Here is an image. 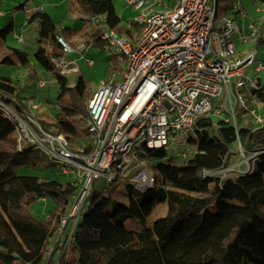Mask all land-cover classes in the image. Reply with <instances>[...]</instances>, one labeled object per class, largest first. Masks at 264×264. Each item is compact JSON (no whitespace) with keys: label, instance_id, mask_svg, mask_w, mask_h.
<instances>
[{"label":"trees","instance_id":"trees-1","mask_svg":"<svg viewBox=\"0 0 264 264\" xmlns=\"http://www.w3.org/2000/svg\"><path fill=\"white\" fill-rule=\"evenodd\" d=\"M27 1L21 5L25 10ZM235 1L218 0L217 14L219 11L227 14ZM258 1L264 5V0ZM78 2L87 20L96 26L94 31L89 30L91 44L103 46V25L130 37L139 30L138 24L132 28L122 24L113 0ZM32 8L27 22H38L39 47L35 56L44 67L54 71L59 84L61 112L54 124L71 144H85L76 143L83 133H90L88 128L80 131L72 119L76 115L86 118L87 101L94 91L89 89L83 76L71 84L68 75L55 68L50 58L63 53L57 36L71 41L73 32L69 27H59L43 8ZM99 15H105L106 19H93ZM13 28L14 22L9 19L1 29V38L5 39ZM262 34L259 28L258 42L261 43L264 42ZM44 40H50V56L41 45ZM14 51L22 64H28L25 52L16 48ZM11 61L9 56L2 59V62ZM257 84L258 88L241 89L247 107L240 108L235 121L227 117L214 119L212 115L198 119L190 137L192 155L182 159V163L159 164L157 168L162 176L159 187L155 185L141 192L126 182L127 204L113 192L92 189L88 197L91 207L83 209L74 227L71 255H63L60 262L76 256L74 264H264V152L254 158L248 170L234 171L238 172L234 176L214 174L236 164L240 159L236 150L240 146L247 152L264 150L263 124L254 125L251 121L242 124L243 121L237 120V115L243 120L249 112L254 116V99L264 104V85L260 78ZM0 92L9 97L18 112H26L27 105L11 77L0 78ZM17 140L16 121L0 109V264H42L47 259L51 237L72 207L79 184L20 174L21 167L29 162L36 165L42 159V152L31 142ZM147 153L158 158L168 155L163 148L148 149ZM43 197L52 198L55 208L40 218L31 214L30 206L35 199ZM163 202L167 203L168 213L154 220L152 226L142 230L125 226L128 216L145 224L156 205ZM211 204L215 205V212L208 211Z\"/></svg>","mask_w":264,"mask_h":264},{"label":"built area","instance_id":"built-area-1","mask_svg":"<svg viewBox=\"0 0 264 264\" xmlns=\"http://www.w3.org/2000/svg\"><path fill=\"white\" fill-rule=\"evenodd\" d=\"M125 1L137 11L136 18L126 26L132 28L138 24L139 30L130 37L115 28L102 27L103 47L118 60L125 59L126 68L121 79H117V72H111L88 100L85 121L93 135L89 149L86 144H71L54 123L44 125L29 112H18L9 97L0 92V109L16 121L18 141L34 144L63 174L73 176L76 183L83 179L74 205L51 237L54 244L47 247V259L42 264H50L53 252H60L61 256L67 252L95 178L104 175L108 181L127 179L141 192L154 187L157 176L146 161H141L148 149L163 148L167 152L172 149L173 158H189L193 151L191 133L200 117L212 114L213 98L223 100V109L235 121L237 105L247 107L241 89L259 87V77L251 78L247 71L256 62V50L239 53L234 39L236 34L241 43H247L258 37L254 21L239 22L238 12L242 13L243 20L246 17L239 0L232 7L236 17L223 15L219 29L214 26L218 0H176L172 4L164 0ZM30 11L33 8H28L27 17ZM256 11L262 14L264 8L256 6ZM93 19L105 20L106 16ZM57 37L63 53L50 58L55 68L68 75L78 70L69 52L84 53L91 43L74 48L63 36ZM88 62L94 64L91 58ZM262 68L263 62L257 63L255 72ZM43 86L44 82L39 81L38 87ZM26 105L29 109L38 108L32 100ZM255 119L256 122L263 120ZM262 152H247L250 155V160L245 162L247 170ZM163 159L172 158L166 155ZM237 162L214 174L240 172ZM114 165L116 171L112 169ZM69 221L73 228L63 242L60 236Z\"/></svg>","mask_w":264,"mask_h":264},{"label":"rangeland","instance_id":"rangeland-1","mask_svg":"<svg viewBox=\"0 0 264 264\" xmlns=\"http://www.w3.org/2000/svg\"><path fill=\"white\" fill-rule=\"evenodd\" d=\"M113 1L115 8L121 17L122 24H128L136 18L137 11L131 8L125 0ZM164 1L172 4L176 0ZM239 1L243 5L246 13V17L244 18L245 23L251 22L253 18L258 19L260 16H264V12L262 14L256 12V6L261 9L264 8V6L258 0ZM23 2L24 0H0V32L9 19H12L14 22L13 30H11L6 35L5 39H2L0 36V78L2 76L11 77L23 102L27 103V101L32 100L38 105V108L36 109H29L26 107V112H29L31 115L35 116L40 123L49 125L56 121L57 114L61 112L59 101V84L55 77L54 71L44 67L35 56V53L39 47L38 22H27L26 11L24 7L21 6ZM26 5L29 8H32V6L43 8L46 12L51 14L54 21L59 24V27H69L72 30L73 35L71 41H67L72 45V47L77 48L78 46H84L85 43H90V38H92V35L89 34V30L91 29L94 31L96 26L92 21L87 20L85 13L80 9L78 0H28ZM223 15H225L224 12H218L216 21L214 23L215 28L219 29V27L222 25L221 18ZM227 15L230 17H236L235 11L232 10L228 11ZM237 16L239 22L242 24V13L238 12ZM256 23L257 27L263 30L264 36V17L258 19ZM260 35L261 33L259 36ZM19 36L21 38H19ZM258 37L255 39H250L247 43H241L237 39V35H234L236 47L239 53L256 50V62L249 66L247 71L251 78L259 77L262 85H264V42H258ZM41 45L46 49L47 54L50 56L52 54L50 40H44L41 42ZM15 48L26 53L28 57V64H22L20 62L19 55L14 51ZM68 55L69 57L73 58L78 65V70L68 74L69 82L74 84L80 76H83L89 89L92 91L98 88L100 82L103 79H106L113 71L118 73L117 79H121L123 75V69L126 68V60H118V58L113 56L110 51L106 50L102 44L92 43L89 45L86 52L80 53L78 51H72L69 52ZM5 56H9L12 61L2 62V59ZM90 58L94 60L93 65H90L88 62V59ZM259 62H263V68L257 73L255 72V65ZM114 67L118 68L114 69ZM39 81L44 82V86L42 88L38 87ZM213 101L214 110L212 111V114L210 113L209 115H212L214 119L229 117L232 121H234L231 113L225 108L223 109V100L221 98H213ZM254 106L255 108H253V111L256 115L253 116L252 113L249 112L243 116V120L237 115V120L243 121V123L241 122L242 124H248L251 121L254 125L263 124L262 126H264V104L262 101H256ZM227 108H230V103H227ZM240 108H242L241 105H237V114L240 111ZM254 117H261L263 120L261 122H256ZM72 120H74L80 131L83 132V128H87L85 117L76 115ZM16 134L19 135L18 132H16ZM92 138L93 135L91 133H83L80 142H77L76 144L85 143L87 145L92 141ZM247 141L248 138L244 140V147L246 149V145H249ZM236 152L237 158H240V161L238 160L239 162H237V165L240 164L241 171H244L247 168L245 162L250 160V155H248L247 152L240 147H238ZM167 153L168 156L172 158V160H164L163 158H158L148 153L141 158V161H146L153 173L156 174L158 179L156 183L157 187L162 185V176L160 175L157 168L159 164L169 162H183L181 158L173 159L174 150L170 149ZM234 159L235 157L231 158V161ZM112 169L116 171V166L114 165ZM19 173L24 175H36L43 178L57 179L62 182H73L75 180L73 176L63 174L60 168L55 163L50 161L44 153H42V159L36 165H34L32 162H29L28 164L21 167ZM237 173L238 172H232L229 174L234 176ZM126 182H129V180L120 178L116 181L115 187L114 183H110L106 177L102 175L94 179L93 189L94 191H104L106 189V193L113 192L116 198L127 204L129 194L126 190ZM82 183L83 179H81L79 183V190L72 200V205H74L76 201L79 191L83 185ZM157 187L156 189H158ZM90 207L91 205L87 203L84 209L89 210ZM54 208V200L50 197H45L44 200L42 198L35 199L31 203L30 211L32 215L44 218L50 213V211L54 210ZM167 211V203H159L150 213L145 224H143L138 218L134 216H128L124 220V224L127 228L142 230L146 226H152L154 220L166 216L168 213ZM208 211L215 212V205H209ZM49 246H51V244ZM71 249L72 248L70 245L67 247V252L64 255H71ZM53 253L49 257L50 264L57 262H59V264L76 263V256L71 257L69 261L60 262L62 259L61 254L58 253L54 256Z\"/></svg>","mask_w":264,"mask_h":264},{"label":"crops","instance_id":"crops-1","mask_svg":"<svg viewBox=\"0 0 264 264\" xmlns=\"http://www.w3.org/2000/svg\"><path fill=\"white\" fill-rule=\"evenodd\" d=\"M33 7V6H32ZM28 6L26 7V10L25 11H27L28 10ZM257 12V11H256ZM258 13V12H257ZM27 14V13H26ZM260 14V13H259ZM262 17H264V16H260V18H258V19H261ZM258 19H255V18H253V20L252 21H254L255 23H256V21L258 20ZM251 21V22H252ZM243 22H244V20H243ZM256 26H257V23H256ZM258 28V27H257ZM258 30H259V28H258ZM262 36H263V34H262ZM263 38H264V36H263ZM43 200L45 199V197H43L42 198ZM72 228H73V223H72V221H69L68 222V224H67V226H66V228H65V230H64V233L60 236L61 237V240L64 242V240L68 237V234L71 232V230H72ZM51 245L52 244H54V241H51V243H50ZM69 247V246H68ZM61 254L60 252H54L53 253V255L55 256L56 254ZM62 255V254H61Z\"/></svg>","mask_w":264,"mask_h":264}]
</instances>
